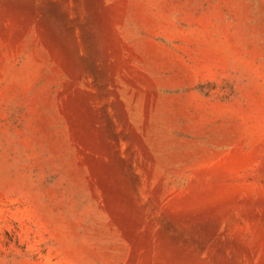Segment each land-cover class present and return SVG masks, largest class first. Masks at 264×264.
I'll return each instance as SVG.
<instances>
[{"label":"rangeland","instance_id":"374dc122","mask_svg":"<svg viewBox=\"0 0 264 264\" xmlns=\"http://www.w3.org/2000/svg\"><path fill=\"white\" fill-rule=\"evenodd\" d=\"M0 264H264V0H0Z\"/></svg>","mask_w":264,"mask_h":264}]
</instances>
